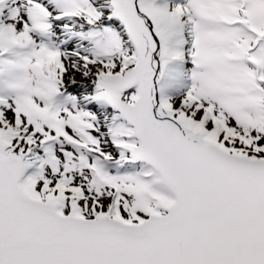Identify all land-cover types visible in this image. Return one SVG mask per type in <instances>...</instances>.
<instances>
[{
    "label": "snow or ice",
    "instance_id": "snow-or-ice-1",
    "mask_svg": "<svg viewBox=\"0 0 264 264\" xmlns=\"http://www.w3.org/2000/svg\"><path fill=\"white\" fill-rule=\"evenodd\" d=\"M0 264H264V0H0Z\"/></svg>",
    "mask_w": 264,
    "mask_h": 264
}]
</instances>
